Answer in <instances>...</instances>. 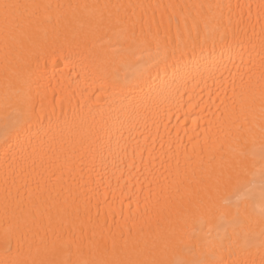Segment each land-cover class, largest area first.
Returning <instances> with one entry per match:
<instances>
[{
	"label": "bare ground",
	"instance_id": "6f19581e",
	"mask_svg": "<svg viewBox=\"0 0 264 264\" xmlns=\"http://www.w3.org/2000/svg\"><path fill=\"white\" fill-rule=\"evenodd\" d=\"M0 264H264V0H0Z\"/></svg>",
	"mask_w": 264,
	"mask_h": 264
},
{
	"label": "snow or ice",
	"instance_id": "6c2138e0",
	"mask_svg": "<svg viewBox=\"0 0 264 264\" xmlns=\"http://www.w3.org/2000/svg\"><path fill=\"white\" fill-rule=\"evenodd\" d=\"M6 243H7V240H6Z\"/></svg>",
	"mask_w": 264,
	"mask_h": 264
}]
</instances>
